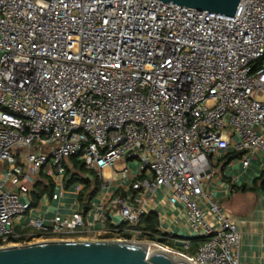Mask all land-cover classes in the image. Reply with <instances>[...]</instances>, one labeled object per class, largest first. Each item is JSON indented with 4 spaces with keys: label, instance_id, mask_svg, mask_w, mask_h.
<instances>
[{
    "label": "built area",
    "instance_id": "obj_1",
    "mask_svg": "<svg viewBox=\"0 0 264 264\" xmlns=\"http://www.w3.org/2000/svg\"><path fill=\"white\" fill-rule=\"evenodd\" d=\"M229 149L244 168L264 158V0H241L234 16L162 0H0V248L34 243L14 222L41 175L60 200L77 156L101 192L116 187L92 211L32 217L45 241L108 221L104 239L138 237L165 194L203 241L192 254L152 245L191 264H242L240 227L205 188Z\"/></svg>",
    "mask_w": 264,
    "mask_h": 264
},
{
    "label": "crops",
    "instance_id": "obj_2",
    "mask_svg": "<svg viewBox=\"0 0 264 264\" xmlns=\"http://www.w3.org/2000/svg\"><path fill=\"white\" fill-rule=\"evenodd\" d=\"M242 156V154L234 152L232 149L223 152V157L214 162L215 172L205 183V188L215 193L225 213L240 227L242 233L240 240L242 264H264V158L258 153L252 159L251 165L244 168L241 162ZM6 169H8V163L0 162V181L3 179ZM73 186L66 188L58 201H54L52 195H44L25 217L15 220L14 230L21 237L20 240L32 239L34 243L45 241L30 225L32 217H43L49 220L58 210L64 215L71 214L75 209H79L81 212L84 211L78 198L79 193L84 188L80 190L77 185L73 189ZM115 187L116 185L112 186L108 193L99 191L92 200V207L89 211H92L96 204L107 202ZM243 187L248 190L243 191ZM253 187L256 190L253 191ZM117 193L129 195V192L127 190L123 191V189H119ZM134 200L135 198L132 199V201ZM150 210L157 216L158 229L162 238L172 232L178 240H181L177 243L166 241L163 244H167L173 249H175L173 246H178V248L186 250L181 242L184 244L189 243L193 250H196L197 247L194 245L197 242L193 241L181 206L171 205L168 202L167 195L163 194L159 197V200L152 202ZM112 215L111 217L116 223L121 222L118 215ZM112 227L113 223L111 221L96 223L85 234V237H80L78 240L99 241L104 237L113 236V234H103ZM121 227H127V224H123ZM100 233H102V236L99 235ZM137 239H139V236ZM184 250L177 249V251L190 254L189 251Z\"/></svg>",
    "mask_w": 264,
    "mask_h": 264
},
{
    "label": "water",
    "instance_id": "obj_3",
    "mask_svg": "<svg viewBox=\"0 0 264 264\" xmlns=\"http://www.w3.org/2000/svg\"><path fill=\"white\" fill-rule=\"evenodd\" d=\"M234 16L241 0H162ZM134 240H47L0 248V264H191L181 254Z\"/></svg>",
    "mask_w": 264,
    "mask_h": 264
},
{
    "label": "trees",
    "instance_id": "obj_4",
    "mask_svg": "<svg viewBox=\"0 0 264 264\" xmlns=\"http://www.w3.org/2000/svg\"><path fill=\"white\" fill-rule=\"evenodd\" d=\"M68 163L69 164L65 166L66 174L64 177V185L66 188L73 186L77 182L85 185L84 189L79 193L78 198L84 209L83 213H86L92 207V200L100 191L101 180L96 172L87 170L83 161L78 159L77 156L70 157ZM242 189L243 191L248 190L246 187H243ZM252 190L254 191L256 188L253 187ZM53 191L54 182L52 178L41 175L30 191L32 207L36 206L44 195L51 196ZM158 225V219L155 213L150 212L149 214L141 215L140 223L136 226V229L143 231V234L139 236V240L165 243L166 238L161 237ZM120 236L129 240L134 237L131 232L125 231H122ZM193 241L197 243L199 242L200 244L203 240L201 238H193ZM197 243L194 246L198 247L199 244ZM185 251H189L190 254L195 252L191 246Z\"/></svg>",
    "mask_w": 264,
    "mask_h": 264
},
{
    "label": "rangeland",
    "instance_id": "obj_5",
    "mask_svg": "<svg viewBox=\"0 0 264 264\" xmlns=\"http://www.w3.org/2000/svg\"><path fill=\"white\" fill-rule=\"evenodd\" d=\"M79 184V182H77L76 184H75V186H73L72 188L73 189H75L76 187H77V185ZM113 239H115V240H121V238L119 239V237H116V236H114L113 238H111V239H102V240H113ZM100 240V239H99ZM123 240V239H122ZM133 240L134 241H146V240H139V239H137V237L136 238H133ZM40 242H42V241H40ZM12 243H16V242H12ZM12 243L11 242H5L4 244H2L3 246H8V245H12ZM155 243H158V242H155ZM165 245H167V244H165ZM153 247H158V246H156V245H152ZM152 247V248H153ZM176 250L177 249H181V250H184L183 248H178V246H173ZM154 249H157V248H154ZM185 251V250H184Z\"/></svg>",
    "mask_w": 264,
    "mask_h": 264
},
{
    "label": "bare ground",
    "instance_id": "obj_6",
    "mask_svg": "<svg viewBox=\"0 0 264 264\" xmlns=\"http://www.w3.org/2000/svg\"><path fill=\"white\" fill-rule=\"evenodd\" d=\"M153 247V246H152ZM154 248H159V247H153L152 249H151V252L153 251V250H155Z\"/></svg>",
    "mask_w": 264,
    "mask_h": 264
}]
</instances>
